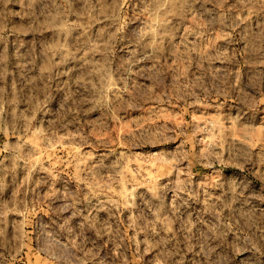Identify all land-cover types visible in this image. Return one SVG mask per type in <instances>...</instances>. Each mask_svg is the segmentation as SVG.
Here are the masks:
<instances>
[{
  "label": "rangeland",
  "instance_id": "obj_1",
  "mask_svg": "<svg viewBox=\"0 0 264 264\" xmlns=\"http://www.w3.org/2000/svg\"><path fill=\"white\" fill-rule=\"evenodd\" d=\"M0 264H264V0H0Z\"/></svg>",
  "mask_w": 264,
  "mask_h": 264
}]
</instances>
